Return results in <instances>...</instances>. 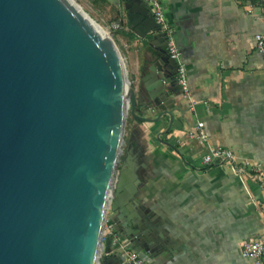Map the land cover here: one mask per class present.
Segmentation results:
<instances>
[{"label": "water", "instance_id": "1", "mask_svg": "<svg viewBox=\"0 0 264 264\" xmlns=\"http://www.w3.org/2000/svg\"><path fill=\"white\" fill-rule=\"evenodd\" d=\"M123 10L150 48L148 102L130 86L121 36L83 2L0 0V264H105L108 210L140 250L161 241L134 199L144 164L131 142L120 156L128 115L173 128L177 63L149 7Z\"/></svg>", "mask_w": 264, "mask_h": 264}, {"label": "crops", "instance_id": "2", "mask_svg": "<svg viewBox=\"0 0 264 264\" xmlns=\"http://www.w3.org/2000/svg\"><path fill=\"white\" fill-rule=\"evenodd\" d=\"M107 1L113 7L112 20L125 23L123 5L128 0ZM160 1L166 22L181 41L178 47L195 105L189 109L177 84L167 86L165 100L174 116L168 133L158 137L167 117L151 126L134 119L127 122L129 141H138L147 160L138 209L152 236L161 241L140 250L108 210L101 259L122 264L125 249L113 243L116 233L120 244L147 264H256L242 258L240 249L264 235V55L256 51L254 41L262 30V12L255 8L254 14H247L233 0ZM138 3L148 8L142 0ZM118 34L129 78L148 102L147 88L154 87L142 84L141 78L150 48L126 24ZM153 110L155 115L158 111ZM197 121L203 123L207 143L187 135ZM208 145L234 152L235 164L246 170L242 180L227 166H200Z\"/></svg>", "mask_w": 264, "mask_h": 264}, {"label": "built area", "instance_id": "3", "mask_svg": "<svg viewBox=\"0 0 264 264\" xmlns=\"http://www.w3.org/2000/svg\"><path fill=\"white\" fill-rule=\"evenodd\" d=\"M151 10L152 16L156 24L160 27L161 32L167 42V53L170 58L174 59L177 63V72L175 75L176 84L184 98L188 100L189 109L193 110L195 102L190 99L189 85L187 79V72L185 63L181 59V52L175 42V38L172 31L166 22L163 7L160 0H142ZM238 5L242 6L247 14H254L255 8H259L262 12L261 22L262 30L255 34V49L258 53L264 55V0H233ZM116 32L123 31L125 29V23L121 19H115L108 23ZM188 137L195 138L200 143H207L208 136L204 131V126L201 121H197L194 126L188 131ZM201 167L209 166H227L230 171L238 176L241 180L246 173V170L242 166L235 164V154L232 150L221 147L208 145L205 153L200 159ZM104 226L103 232L105 227ZM103 236V233H102ZM113 243L121 246L125 249V256L122 264H147L140 257V255L125 245H121L120 238L114 233ZM240 255L242 258L253 260L256 264H264V235L257 237L254 240L246 241L242 244L240 249Z\"/></svg>", "mask_w": 264, "mask_h": 264}, {"label": "rangeland", "instance_id": "4", "mask_svg": "<svg viewBox=\"0 0 264 264\" xmlns=\"http://www.w3.org/2000/svg\"><path fill=\"white\" fill-rule=\"evenodd\" d=\"M81 2H83L85 5H87L90 9H92L95 13H97L99 16H101L107 23H109L110 21H112V18H113V7L111 6V4L107 1V0H80ZM118 33V32H117ZM174 35V38L175 40L177 41L178 44L181 43V41L179 42V39H178V36L176 33L173 34ZM128 81L130 82V86L134 89H137L136 88V84H134L133 82H131L130 78L128 79ZM156 108V107H155ZM154 109V106L149 104V106L147 108H142L143 110V113L146 114V116H149V117H154L155 115H153V110ZM157 109V108H156ZM158 111V110H157ZM133 118L128 115L127 116V119H126V124H125V127H124V131H123V143L121 145V149H122V155L120 156L121 160L125 157V154H126V151L129 147V140H130V134H129V131H128V127H127V122L129 121H132ZM148 123V122H146ZM152 123H148V125L151 126ZM138 134L140 133H143V131L141 129H138ZM159 137L162 136V134H158ZM138 142V141H137ZM137 142L135 143H132L133 145V151L137 157V162L140 164V163H143L144 164V167H141L139 166L138 170H137V173H138V176H139V184H138V190L134 196V199L137 201V202H142V197H141V194H142V191H143V188H144V185H145V182L147 180V160L145 159L144 157V154L142 153V147H140L139 145H137ZM121 166V162H119L117 164V170H119ZM115 184V183H114Z\"/></svg>", "mask_w": 264, "mask_h": 264}, {"label": "trees", "instance_id": "5", "mask_svg": "<svg viewBox=\"0 0 264 264\" xmlns=\"http://www.w3.org/2000/svg\"><path fill=\"white\" fill-rule=\"evenodd\" d=\"M121 32V31H120ZM140 114V113H139Z\"/></svg>", "mask_w": 264, "mask_h": 264}]
</instances>
